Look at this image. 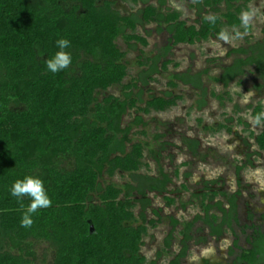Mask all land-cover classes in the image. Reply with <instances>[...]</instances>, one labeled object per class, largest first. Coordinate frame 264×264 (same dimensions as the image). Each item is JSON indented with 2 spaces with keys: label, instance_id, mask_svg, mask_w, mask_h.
I'll use <instances>...</instances> for the list:
<instances>
[{
  "label": "trees",
  "instance_id": "obj_1",
  "mask_svg": "<svg viewBox=\"0 0 264 264\" xmlns=\"http://www.w3.org/2000/svg\"><path fill=\"white\" fill-rule=\"evenodd\" d=\"M252 1L203 0L198 3L199 15L208 8L215 23L203 17L197 27L182 21L178 11L165 12V0L159 7L146 6L127 16L114 8L112 0H0V264H34L37 243L47 244L52 250L51 264H157L148 262L141 252L148 227L161 223L157 211L153 213L159 221L147 219L152 206L149 194H171L172 179L162 168L157 177L140 173L148 167L145 150L158 165L161 152L152 150L148 142L131 138L134 126H146L141 116L127 127L123 118L133 110L144 115L165 112L181 97L167 93L144 102L142 91L135 94L137 81L123 83L128 66L126 53L117 41L123 38L127 44L136 42L146 47L147 39L136 31L153 23L159 32L171 35V44L152 60L149 70L144 71L146 78L138 80L147 84L160 72V60L173 47L218 38L226 27L240 28V14ZM58 38L71 41L67 51L72 63L52 74L45 61L59 50L55 47ZM232 55L236 56L233 64L211 81L226 89L247 71L264 81V44L233 49L229 53ZM170 63L164 61L162 70H167ZM207 73L174 74L169 85L176 88L182 83L203 90L202 77ZM113 87L122 88L120 97H101ZM261 111L259 105L254 116ZM222 129L232 131L220 125L218 130ZM256 143L264 152V130ZM197 147L195 141L194 153ZM117 173L128 174L132 182L114 183L112 178ZM25 175L42 179L53 201L52 207L38 210L30 229L20 227L23 209L9 193L11 184ZM212 184L199 197L206 215L204 222L218 237L224 232L223 226L232 227L233 222L225 218L215 228L219 217L211 211L218 207L226 214L223 201L217 198L229 201L235 213L240 192L230 196L212 191ZM165 200L168 205L176 202L169 197ZM23 203L26 208L30 201L25 198ZM138 206L141 211L136 215ZM171 220L164 254L170 255L173 234L182 226V250L169 263L182 264L189 250L187 243L194 239L193 228L202 217L187 223Z\"/></svg>",
  "mask_w": 264,
  "mask_h": 264
},
{
  "label": "rangeland",
  "instance_id": "obj_2",
  "mask_svg": "<svg viewBox=\"0 0 264 264\" xmlns=\"http://www.w3.org/2000/svg\"><path fill=\"white\" fill-rule=\"evenodd\" d=\"M104 0H100L103 2ZM114 1V8L122 15L138 13L146 6L159 7L162 0H148L147 4L140 0L137 3L123 0ZM203 0H165L163 10L178 11L181 20L189 26L199 27L203 17H212L209 9L203 10L199 15V2ZM222 12L225 6H221ZM252 13L250 21L251 31L241 39H230L224 42L218 38L198 42L194 45H178L173 47L167 56L160 60V72L154 74L151 80L144 84L138 81L146 78L144 71L149 70L152 60L164 52L168 47L171 35L167 31L159 32L157 24L139 26L137 35L146 38L148 46L132 42L127 44L123 38L117 41L121 51L126 53L125 62L128 66V76L124 84L137 81L138 88L135 94L142 91V100L145 102L151 97H161L167 93L180 96L176 106L165 112H152L149 115L129 111L123 118V126L131 125L136 117L141 116L146 126H134L131 138L134 142H148L150 148L156 153L161 152L160 164L145 150V163L148 167L141 170V174L157 177L160 168L169 175L172 183L169 185L171 194L157 196L149 194L156 209L162 210L163 223L156 228L148 227L144 238L142 254L148 262L156 261L157 264H169L174 256L180 252L183 239L179 226L174 232L170 255L164 254L165 240L172 231V226L167 219L175 216L180 222L190 221L195 215L204 216L201 196L209 183H213L212 191H224L230 196L241 192L240 204L248 201L257 210L264 205V152L257 143L256 137L264 130V122L254 125L249 116H254L256 108L262 106L264 111V81L258 74L247 71L240 81L231 83L228 88L222 84L214 83L210 78L223 74L224 69L231 66L236 59L235 55L229 56L233 49L248 48L256 43L264 44V0H254L248 5ZM243 11V12H244ZM239 31L244 32L240 27ZM230 36L234 35L233 29L225 28ZM164 61H171L167 70H162ZM253 69V68H252ZM251 69V70H252ZM190 72L192 75L208 71L202 78L203 90L191 85L178 84L172 88L169 83L171 77L178 73ZM121 87H113L101 97L122 95ZM251 93L247 103H243V95ZM217 96H221L219 99ZM144 104L142 105V107ZM202 106V108H199ZM233 118V121H228ZM220 125L231 128L219 131ZM145 133H142V132ZM157 135L163 138L156 140ZM198 142V147L193 151V143ZM130 147V146H129ZM112 181L119 185L132 182L128 174L117 173ZM165 197L173 198L176 202L167 206ZM217 201L226 203V199L219 196ZM226 205V204H225ZM152 207L147 211L149 221L156 220ZM139 208L135 210L138 215ZM220 218V214L211 211ZM243 217V215H242ZM194 239L190 242L188 257L183 264H198L201 255L219 250H225L230 243V235L215 243L212 239L201 244V237H206L208 228L201 222L195 225ZM200 229V230H199ZM199 230V232H198ZM202 230V233H200ZM239 231V229H237ZM36 261L34 264H51L53 252L47 244L37 243L35 246ZM163 254L158 257L159 254ZM208 255V254H207Z\"/></svg>",
  "mask_w": 264,
  "mask_h": 264
},
{
  "label": "flooded vegetation",
  "instance_id": "obj_3",
  "mask_svg": "<svg viewBox=\"0 0 264 264\" xmlns=\"http://www.w3.org/2000/svg\"><path fill=\"white\" fill-rule=\"evenodd\" d=\"M237 193L238 192H235L233 195ZM241 196L242 194L240 192V196L235 202V213L231 211L232 206L229 201L226 200V203L223 202V208L226 210L227 217L218 207L213 209V211L220 214L219 221L215 224V228H218L225 218L233 222L232 227H228L227 225L223 226L222 229L224 232L221 236L216 237L211 234L212 229L204 222L206 219L204 212L203 217L197 214L192 220L183 222H192L197 216L202 217V220H199L197 223L201 222L208 228V231L206 237H201V244L205 243L207 239H212L217 244L222 239L226 238L227 235L231 237L230 243L225 250H219L216 246L214 252H206L205 255H201L198 264H264V205L260 207L259 210H256L252 206V203L247 201L244 204L243 210L240 204ZM194 228L192 233L193 236L197 233ZM237 229H239V231H237ZM200 233H202V230ZM190 242L187 243L188 248H190ZM182 247L181 245L180 250H182ZM188 253L189 250L187 251V257ZM186 258L182 260V264Z\"/></svg>",
  "mask_w": 264,
  "mask_h": 264
},
{
  "label": "clouds",
  "instance_id": "obj_4",
  "mask_svg": "<svg viewBox=\"0 0 264 264\" xmlns=\"http://www.w3.org/2000/svg\"><path fill=\"white\" fill-rule=\"evenodd\" d=\"M252 13L248 11L241 12L240 14V27L244 32L239 31V28L233 26L234 35L230 36L227 32L221 31L218 34V39L224 42H229L230 39H241L246 35L250 28V21ZM215 23L214 17H209ZM55 47L59 49L52 55L51 58L45 61L47 71L52 74H57L67 69L72 63V56L68 49L72 47L71 41L67 38H58L55 41ZM251 93L243 95L242 102L247 103ZM249 119L254 125H261L264 122V111L257 113L255 116H249ZM11 197H14L21 209H23L20 227L30 229L34 220L33 217L38 214L39 209H47L52 207L53 201L47 194L44 186V181L32 175H25L22 179L17 178L9 189ZM27 198L30 203L25 208L23 203Z\"/></svg>",
  "mask_w": 264,
  "mask_h": 264
},
{
  "label": "crops",
  "instance_id": "obj_5",
  "mask_svg": "<svg viewBox=\"0 0 264 264\" xmlns=\"http://www.w3.org/2000/svg\"><path fill=\"white\" fill-rule=\"evenodd\" d=\"M123 174H124V173H123ZM127 183H128V182H127ZM125 184H126V183H125ZM125 184H123V185H125ZM151 194H152V193H151ZM154 194L157 195L156 193H154ZM157 196H158V195H157ZM167 206H172V205H168V203H167ZM151 207L153 208L152 211H157V212H159V214H161L162 210L156 209V207H154V204H153V203H152V206H151ZM137 208H139V211H141V207H140V206H138ZM137 208H136V209H137ZM136 209H135V210H136ZM149 209H150V208H149ZM139 214H140V213L138 212V215H139ZM153 214H154V213H153ZM160 217H161V215H160ZM156 218H157L156 221H159L160 218H159L158 216H156ZM173 218H174V219H177L175 216H168L167 219L169 220L170 224H171V221H172L171 219H173ZM177 220H178V219H177ZM162 221H163V219H162V217H161V223H163ZM158 225H159V224H158ZM155 228H156V227H155Z\"/></svg>",
  "mask_w": 264,
  "mask_h": 264
}]
</instances>
